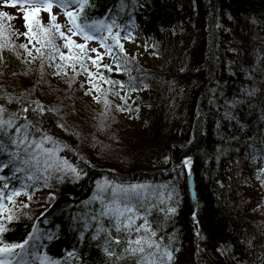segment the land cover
Masks as SVG:
<instances>
[{
  "label": "trees",
  "instance_id": "1",
  "mask_svg": "<svg viewBox=\"0 0 264 264\" xmlns=\"http://www.w3.org/2000/svg\"><path fill=\"white\" fill-rule=\"evenodd\" d=\"M90 3L85 9L88 23L115 20L119 27H113L112 35L119 32L123 37L125 30L130 31L133 40H141L159 57L153 68L116 50L118 71L97 70L100 77L119 82H105L101 94L106 95L99 97L116 92L121 84L127 95L133 87L151 90L145 129L131 132L117 110L110 109L105 118L103 101L102 107L95 105L97 100L85 102L77 87L88 77L81 66L73 75L55 78L47 55L43 60L37 52L28 57L23 49L16 52L9 38L0 37L6 44L0 49V105L18 112L21 107L35 108L32 102L39 101L44 113H21L17 123L31 121L40 130L33 138L41 133L51 136L63 149L56 155L83 169L80 179L75 175L60 179L62 173L53 172L50 187L38 182L35 191L47 193L42 205L32 209L34 205L27 204L29 208L19 210L29 213H14L18 219L11 223L4 216L10 230L0 239L21 243L35 235L34 251L48 258L45 264H105L104 237L129 238L117 234L108 218L100 216L104 204L96 198L97 186L110 182L125 189L143 186L130 194L131 202L151 209L148 220L157 233L153 239L169 246L174 255L171 264H264V220L250 217L253 208L264 205V195L245 197L236 186L240 168L260 183L264 179V174L257 179L264 170V0ZM42 19L36 17L41 33L50 23ZM37 45L46 54L53 51ZM141 100L136 98L130 108L139 107ZM49 108L56 111L48 112ZM189 158L197 199L196 229L186 188L184 161ZM0 175L16 187L27 182L12 179L8 168ZM261 189L264 192L262 183ZM103 196L110 199L111 192ZM170 207L176 212L166 216ZM139 214H145L143 207ZM101 227L107 233L93 240ZM116 251L122 252L123 247L117 246ZM69 252L74 256L68 257ZM38 263L28 257V264Z\"/></svg>",
  "mask_w": 264,
  "mask_h": 264
},
{
  "label": "snow or ice",
  "instance_id": "2",
  "mask_svg": "<svg viewBox=\"0 0 264 264\" xmlns=\"http://www.w3.org/2000/svg\"><path fill=\"white\" fill-rule=\"evenodd\" d=\"M20 5H29L31 10H24L23 19L25 21V28L31 30L30 27V17H34L41 9L49 14L50 24L48 27L42 29L44 33V38L37 40V43L41 44V47H49L53 51L50 53H45L41 51V48H37L36 52L39 54L40 58L43 60L47 55V59L52 61L59 56L61 61H73L70 67L75 69L76 63H80L83 71L88 72L87 67L84 64V59L87 58L91 60L93 65H97V61L102 59L101 55L97 53V58L92 59L87 56L85 51V44H77L72 40V36H82L86 41L95 39L93 33H101L107 31L109 37L115 42L116 46L123 51V45L119 44L120 33L117 32L112 35L113 27H119L116 25V21L112 20L108 23L104 20H93L91 23L87 22V16L85 14V9L91 7L92 4L90 0H5L3 6L17 7ZM53 5L64 9V15L67 17L69 22V27L66 34L62 31V26L56 23V16L51 13ZM70 6H78L75 12L68 11ZM0 17H7L8 19H13L7 12L0 11ZM0 25V29H2ZM21 35L28 36V32L22 33ZM131 36V32L125 30V35L123 39H128ZM109 37L101 36V46L105 47L107 54L111 55V46L106 45L103 42ZM59 38L64 41L62 47L67 48L69 53L73 52V48L79 49L80 52L74 55L66 56L65 53L60 51V45L56 44V39ZM6 47V44L0 43V49ZM20 48L27 51V45L20 44ZM92 52H96V49H91ZM31 54V53H29ZM35 59V58H34ZM99 67V65H97ZM108 68L107 65H104ZM56 68L62 71V66L60 64L56 65ZM110 71V69H109ZM59 75L60 72H57ZM88 76L91 77L92 73L88 72ZM101 79L106 83L118 84V81H109L106 77L101 74ZM131 79V78H130ZM93 88H97L96 84H92ZM123 87V85H121ZM135 91V87L132 88ZM91 91V89H90ZM249 93V95L254 94ZM86 95L88 93H85ZM119 96V93H113ZM106 95V92L103 93ZM122 100L126 101L125 97H120ZM97 102H100V97H94ZM8 103H13L11 97L8 98ZM36 105L35 108L21 107L19 111H10L7 107L0 105V156H6L4 160H0V172L5 168L12 171V179L26 180L27 182L21 183L20 187L10 185L9 177L0 175V217L4 216L7 205L5 200L9 203L15 205L17 203L16 197L21 195H26L29 200L32 199V193L27 191L29 189L35 191L38 182L43 181V186L50 187L49 179L52 178V173H62L60 179L68 177L70 175H75L76 179L81 178L83 169H78L73 164L69 163L68 160L63 157L56 155L58 152L62 151V147L59 145L58 141H55L51 136L46 133H41L39 138H33L34 133H40V130L32 124L31 121L27 123H17L21 120V113H27L32 111L34 113L38 112L41 115L44 113L45 108L39 103V101H33ZM105 106L104 117L107 118L110 112L111 102L107 99L103 101ZM117 111L131 110L130 106L125 109L124 107L117 106ZM48 112L56 111L55 109H47ZM27 120V117H23ZM45 144H52L54 147H45ZM191 163L190 158L184 161L185 166H189ZM22 172L26 175L24 177H17L16 173ZM262 173L257 174V179H261ZM262 186H264V179L261 180ZM143 186L132 185L125 189L123 187H118L111 185L110 182H104V184H99L97 186V199L101 200L104 204L103 210L100 212V216L108 218L109 223L115 229L117 234H123L128 239L125 238H112L111 236L104 237L106 239V244L104 251L107 257L105 264H171L174 260L173 252L169 250V246L165 245L162 247L158 240L153 239L157 236L155 230L152 229L151 223L148 220V216L151 214V209H148L143 203H132L130 199V194H137ZM111 192V198L103 196L106 192ZM123 197V198H121ZM169 200L173 199L171 193H169ZM107 199V203H105ZM139 200V196H137ZM163 203V201H161ZM155 206V205H154ZM22 207L27 208V204H23ZM145 209V214L141 216L139 214L140 208ZM166 216L168 214H175L176 208L170 207L166 210ZM8 215L6 217L7 221L11 223L12 221L18 219L14 214H12V209L7 208ZM195 219V216L193 217ZM137 220H142L143 222L137 224ZM10 229L6 226L2 219H0V237ZM107 229L101 227L97 235L93 236L92 239L96 240L100 238V233H107ZM133 233H136L135 238H131ZM51 238V237H49ZM35 235L30 234L28 239L23 240L21 243H5L3 239H0V264H28V257L31 256L32 260H40V264H45L48 260L47 257L38 256L34 251L36 245L34 243ZM127 245L124 247V245ZM123 247L122 252H117L116 247ZM178 251V249H177ZM74 253L69 252L68 257H73ZM166 258V261H165ZM49 264H56L55 261H50Z\"/></svg>",
  "mask_w": 264,
  "mask_h": 264
},
{
  "label": "rangeland",
  "instance_id": "3",
  "mask_svg": "<svg viewBox=\"0 0 264 264\" xmlns=\"http://www.w3.org/2000/svg\"><path fill=\"white\" fill-rule=\"evenodd\" d=\"M4 4H5V0H0V11L7 12L10 16L14 18L10 20L7 17H0V25L3 26L2 29H0V37L1 38L7 37L11 40V43L16 44L14 46V50L16 52H19L20 49H22L19 47L20 44H25L27 45V51L25 49L23 50L26 52L27 56L30 57V56L36 55V49L39 47L36 42L37 35L41 33V30L38 28L37 23H36V17L37 16L42 17L43 18L42 22L45 23L46 21H49L48 12H45L41 9L34 17H30L29 23H30L31 30H29V29H26L24 26L25 21L23 19V13H24V10L26 9L30 11L31 7L29 5H24L23 7H21L20 5H17V7L13 8L10 6H3ZM77 7L78 6H70L67 10L75 12L77 10ZM64 12H65L64 9H61L55 5H53L51 9V13L55 15L57 18L56 23L62 26L61 30L65 31L66 34L70 35V33H67L69 22H68L67 17L64 15ZM49 24L50 23H48V25ZM25 32H28V36L21 35L22 33H25ZM93 35L95 36V39H91L87 41L82 36H79V35L72 36V40H74L77 44L86 45L85 51L87 52L88 57H91L92 59H96L97 53H99L102 57V59H99L97 61V65H99V67H97V65H93L91 63V60H88L87 58H85L83 61L85 66L87 67L88 72L92 73L91 77L88 76L86 79L83 80L82 84L80 83L77 86L78 89L81 90L82 93L80 94V96L85 102L86 101L94 102L96 100L94 99V97H96L98 94H101L102 88L106 87L105 81L101 79V77L98 75L99 73L97 72V70L99 68H103L104 65H107L108 70L110 69L113 71H118L117 70V64H118L117 59H115L113 55H114V51L116 50L120 51V48L117 47L115 42H112L110 39L105 40L103 43L111 46L112 54L109 55L107 54L105 47L101 46V39H100L101 36L108 37V33L104 34V32H101L97 35L95 34ZM40 37L41 39H43L44 33H41ZM120 37L121 38L119 39V44L123 45L124 52L134 56L141 64H144V65H147L153 68L158 66L159 57H157V55L154 54L149 48L144 46L141 40H133V38L131 37H129L128 39H123L121 35ZM57 39H58L59 45L61 46L60 47L61 52L65 53L66 56L74 55L80 52L79 49L73 48V52L69 53L67 48L62 47L64 41L59 38ZM93 48L96 49V52L91 51V49ZM71 63H73V61H61L58 57L47 64L51 65L53 77L58 78V76L60 75L64 77L73 75L79 69L80 63H76L75 69L68 66ZM57 64H60L62 66V69H63L62 71L56 68ZM57 72H60V74L58 75ZM82 72L85 74H88V72H85V71H82ZM79 80H81V77H79ZM92 84H96L98 86V90L97 88H93ZM116 89H117L116 92L119 93V96L114 95L113 93H116V92L112 90L111 92H107L106 97H100V103L95 102V105L102 107L101 102L104 101V99L113 100V103L115 102V106H113L112 104L110 109L112 108L115 109V111L113 112L116 113L115 107L121 106L127 109L136 98L140 100L142 99L141 105L139 107L136 106L137 108L131 109L130 111L129 110L117 111V116L122 118L123 121L127 124V126H129V131L137 132V133L142 132V130H144L146 126L147 107L149 105V98H150L149 92L151 90H149L148 87L143 86L142 88H135L136 89L135 91L131 89V91L127 95L125 91H123V87L120 86ZM85 93H88V94L86 95ZM125 96H126V101L120 98V97H125ZM124 104H126V106H124ZM143 140L148 144L151 143L150 139L144 138ZM240 174H241V180H240V183H238L236 186H237L238 191L241 194L243 195L245 194L244 195L245 197L250 196V195L258 196L261 193L264 195V192L261 189V183L257 181L255 177L251 175L250 171H247L244 168H240ZM44 195H47V193H45V191L43 190H39V191L33 192L31 200H29L26 195H21L15 198L17 201L15 205L9 203L8 201H5V204L7 205V208L12 209V214L14 213L18 214L20 212L22 213L24 212L26 214V213H29V211L19 210L23 208L22 205L31 203L34 205L32 209L38 208L42 205L43 201L41 200L43 199ZM7 208L4 213L6 221H7L6 216L8 213ZM251 211L252 212L250 213V217L256 220H259V219L264 220V205H261V206L257 205ZM4 216L0 217V219L3 220Z\"/></svg>",
  "mask_w": 264,
  "mask_h": 264
},
{
  "label": "water",
  "instance_id": "4",
  "mask_svg": "<svg viewBox=\"0 0 264 264\" xmlns=\"http://www.w3.org/2000/svg\"><path fill=\"white\" fill-rule=\"evenodd\" d=\"M186 188L189 197V215L194 220L193 227L197 228L196 219V208H197V199L195 192V184H194V174L193 170L189 169L186 172ZM195 216V219L193 218Z\"/></svg>",
  "mask_w": 264,
  "mask_h": 264
}]
</instances>
